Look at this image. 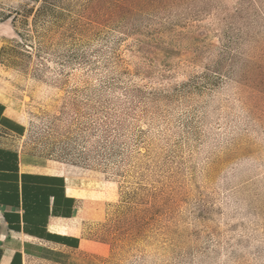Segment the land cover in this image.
<instances>
[{
	"label": "rangeland",
	"instance_id": "1",
	"mask_svg": "<svg viewBox=\"0 0 264 264\" xmlns=\"http://www.w3.org/2000/svg\"><path fill=\"white\" fill-rule=\"evenodd\" d=\"M0 95L87 189L29 264H264V0H0Z\"/></svg>",
	"mask_w": 264,
	"mask_h": 264
},
{
	"label": "crops",
	"instance_id": "2",
	"mask_svg": "<svg viewBox=\"0 0 264 264\" xmlns=\"http://www.w3.org/2000/svg\"><path fill=\"white\" fill-rule=\"evenodd\" d=\"M26 125L0 95V264L59 258L84 247L86 191L77 176L26 157Z\"/></svg>",
	"mask_w": 264,
	"mask_h": 264
},
{
	"label": "bare ground",
	"instance_id": "3",
	"mask_svg": "<svg viewBox=\"0 0 264 264\" xmlns=\"http://www.w3.org/2000/svg\"><path fill=\"white\" fill-rule=\"evenodd\" d=\"M73 166V165H72ZM71 169V168H70ZM70 169L69 168H64V169H62V171H64L66 174H72L71 172H70Z\"/></svg>",
	"mask_w": 264,
	"mask_h": 264
}]
</instances>
